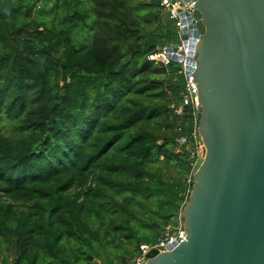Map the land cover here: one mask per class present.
<instances>
[{
	"label": "trees",
	"instance_id": "obj_1",
	"mask_svg": "<svg viewBox=\"0 0 264 264\" xmlns=\"http://www.w3.org/2000/svg\"><path fill=\"white\" fill-rule=\"evenodd\" d=\"M178 41L157 0H0V264H127L176 224L196 141L147 56Z\"/></svg>",
	"mask_w": 264,
	"mask_h": 264
},
{
	"label": "water",
	"instance_id": "obj_2",
	"mask_svg": "<svg viewBox=\"0 0 264 264\" xmlns=\"http://www.w3.org/2000/svg\"><path fill=\"white\" fill-rule=\"evenodd\" d=\"M184 1L203 157L181 212L186 239L145 264H264V0Z\"/></svg>",
	"mask_w": 264,
	"mask_h": 264
},
{
	"label": "built area",
	"instance_id": "obj_3",
	"mask_svg": "<svg viewBox=\"0 0 264 264\" xmlns=\"http://www.w3.org/2000/svg\"><path fill=\"white\" fill-rule=\"evenodd\" d=\"M160 6L163 8L164 12L168 16L169 19L174 21L177 35L181 39L178 41L179 47L177 50L172 49L174 44L169 46H164L160 50L148 54L147 58L151 62L161 63L162 65H168L173 62V56H182V61L177 62L180 65V69L178 74L181 75L184 79V86L181 91L182 102L177 108V112L182 114L183 108L186 107V114L189 115L190 121L193 129L191 131L190 137L194 138L196 143L191 149L190 158L192 159V167L196 164L198 158L203 157L204 146L197 141L198 138V122L200 110L198 108V89L193 77V74L189 65H193L194 63V55L195 48L198 43L197 38L188 37V35L183 34V30L188 28V31L192 30L189 28L191 24L195 23V20L192 19L188 21L187 16H183L184 12L189 11L191 14L194 10V7L191 8L193 2H186L184 0H157ZM179 51H183V55L179 54ZM188 136L183 134L179 139V143L181 145L187 144ZM191 179H188V183H191ZM191 192V191H190ZM186 233L184 227V220L180 216L176 222L174 227H168L167 232L164 237L159 238L154 243H142L139 246L138 251L134 255L133 263L134 264H145L147 262V254L151 250H157L159 252L162 251H170L172 248L181 242V240H185Z\"/></svg>",
	"mask_w": 264,
	"mask_h": 264
},
{
	"label": "rangeland",
	"instance_id": "obj_4",
	"mask_svg": "<svg viewBox=\"0 0 264 264\" xmlns=\"http://www.w3.org/2000/svg\"><path fill=\"white\" fill-rule=\"evenodd\" d=\"M88 36V34H86V36L84 37V39H86V37ZM89 39H91V37L89 38ZM178 40L180 41L181 39L178 37ZM85 41V40H84ZM91 41H92V39H91ZM90 41V42H91ZM183 131H185L184 129H183ZM184 133V132H183ZM176 224H171V225H169L170 227H174ZM169 226H167V228H166V230L168 229V227Z\"/></svg>",
	"mask_w": 264,
	"mask_h": 264
}]
</instances>
